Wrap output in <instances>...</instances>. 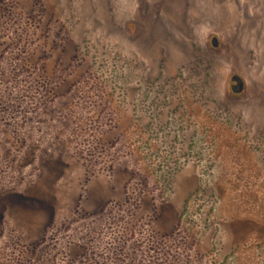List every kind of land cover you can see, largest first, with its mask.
I'll list each match as a JSON object with an SVG mask.
<instances>
[{
    "label": "rangeland",
    "instance_id": "1",
    "mask_svg": "<svg viewBox=\"0 0 264 264\" xmlns=\"http://www.w3.org/2000/svg\"><path fill=\"white\" fill-rule=\"evenodd\" d=\"M0 264H264V0H0Z\"/></svg>",
    "mask_w": 264,
    "mask_h": 264
}]
</instances>
